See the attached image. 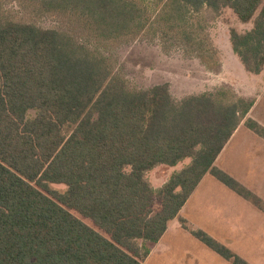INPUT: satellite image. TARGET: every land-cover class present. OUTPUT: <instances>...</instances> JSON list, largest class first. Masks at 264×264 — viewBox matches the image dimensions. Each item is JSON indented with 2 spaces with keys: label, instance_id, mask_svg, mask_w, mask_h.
Listing matches in <instances>:
<instances>
[{
  "label": "trees",
  "instance_id": "1",
  "mask_svg": "<svg viewBox=\"0 0 264 264\" xmlns=\"http://www.w3.org/2000/svg\"><path fill=\"white\" fill-rule=\"evenodd\" d=\"M21 1L62 21L44 28L0 5V264H141L207 173L264 208L214 165L242 122L264 139L247 117L254 99L220 88L176 101L168 83L134 88L103 52L144 33L202 49L190 19L230 8L241 23L253 20L244 32L231 28L229 41L244 69L259 74L264 0ZM215 50L197 54L205 67ZM186 159L157 191L149 185L147 171ZM192 234L248 264L201 230Z\"/></svg>",
  "mask_w": 264,
  "mask_h": 264
},
{
  "label": "rangeland",
  "instance_id": "2",
  "mask_svg": "<svg viewBox=\"0 0 264 264\" xmlns=\"http://www.w3.org/2000/svg\"><path fill=\"white\" fill-rule=\"evenodd\" d=\"M0 5L11 15H15L16 20L34 21L44 28L55 27L58 22L62 21L57 17L35 14L32 8L21 0H0ZM190 23L197 35L196 40L203 42L202 49L197 48V46L189 48L185 41L183 43L174 39L165 42L163 45L159 38L144 33L133 41L108 45V47L103 48V52L112 60L115 71L123 75L134 88L146 89L168 83L169 91L176 101L192 94L226 88L233 90L241 97L254 99V102L258 101L254 114L263 113L264 70L259 73V76H252V73L247 72L233 52L229 41L231 28L238 32H244L252 28L253 20L248 23H241L230 8H224L216 13L209 11L196 14L190 19ZM211 48L216 50L211 58H207L208 68L203 65L197 54L199 51L204 52ZM30 114L33 112L31 111ZM189 163L190 159H186L176 166L157 165L145 173V178L149 185L157 191L173 173L178 172ZM208 181L219 187H224L221 183L216 182L217 179L208 175L202 181L200 188L190 198L189 205L183 212L185 218L181 217L179 222L182 227H184L183 224L185 225V229L191 236L183 233V236L175 240L176 245L168 252L164 253L161 248H158L152 253L149 260L142 257L140 259L141 264H224L227 262L234 264L233 260L226 259L206 247L192 234V231L201 230L225 246L224 241L218 235L224 234V232L211 230V226L214 224L209 222L208 216H212V212L208 210L210 206H207L206 202L226 201L227 196L222 193L229 190L226 187L221 188L222 191L214 189V186ZM51 187L59 192L66 190V186L63 184H51ZM254 193L257 197L256 190ZM199 201H202L201 205ZM249 201H251V205L253 204L259 210L264 211L263 208L255 204V201ZM260 204L264 207V202L261 199ZM72 212L92 226L88 219L80 217L74 211ZM220 221L218 217L215 223H220ZM262 234H264V230L260 231V236ZM260 243L264 245V238H259L254 234H251L247 239L244 238V241L241 240L239 243L245 251L242 253L243 256L250 257L251 264L256 263L257 258H259L257 249ZM254 246H257V249ZM235 256L239 257L238 255ZM240 259L246 261L243 258Z\"/></svg>",
  "mask_w": 264,
  "mask_h": 264
},
{
  "label": "crops",
  "instance_id": "3",
  "mask_svg": "<svg viewBox=\"0 0 264 264\" xmlns=\"http://www.w3.org/2000/svg\"><path fill=\"white\" fill-rule=\"evenodd\" d=\"M251 75L259 76V74ZM257 106L258 101L254 102L247 117L252 118L264 127V111L257 115L254 114V110ZM262 109L264 110V106ZM214 165L229 173L230 176L248 190H253V193L256 190L257 197L264 202V139L245 127L243 122L238 126L231 138L225 144L224 148L216 158ZM208 175L210 174L207 173L199 182L191 196L179 211L177 217L168 223L167 229L159 241L149 244L150 252L145 257L146 260H149L152 253L158 248H161L164 253L168 252L174 247V245H176L175 240L180 238V236H183V233L191 236L188 230L185 229V227H182L179 220L182 219L181 217L185 218L183 212L189 205L190 198L200 188L202 181L204 178H207ZM208 182L214 186V189L219 191H222L221 188L224 187L229 190L225 191L228 193H222L227 196L226 201L206 202L207 206H210L208 210L212 212V216H208L209 222L214 224L211 226V230L215 232L223 231L224 234L218 235L224 241L226 248L233 255H238L240 258L245 259V262L251 264L250 257L243 256L242 253L245 251L239 243L241 240L244 241V238L247 239L251 234L259 236V238H264V234L260 236V231L264 230V211L259 210L253 204L251 205V201L239 196L235 191L231 190L221 182L216 181L221 183L224 187H219L210 181ZM201 202L202 201H199L200 205ZM213 213L215 214L213 215ZM218 217L221 221L220 223H215L217 222ZM223 236L226 237L223 238ZM244 244L245 243L243 242V245ZM238 247L242 249L240 250ZM254 247L257 249V246ZM257 250L259 252V258H257L256 263L253 264H264V245L260 243ZM224 264H228V262Z\"/></svg>",
  "mask_w": 264,
  "mask_h": 264
}]
</instances>
